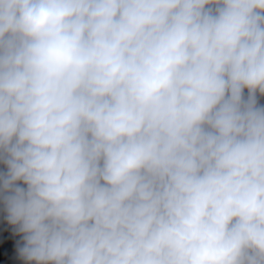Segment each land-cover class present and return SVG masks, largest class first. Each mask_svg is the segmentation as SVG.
I'll use <instances>...</instances> for the list:
<instances>
[{"label": "clouds", "instance_id": "9594fccd", "mask_svg": "<svg viewBox=\"0 0 264 264\" xmlns=\"http://www.w3.org/2000/svg\"><path fill=\"white\" fill-rule=\"evenodd\" d=\"M264 264V0H0V264Z\"/></svg>", "mask_w": 264, "mask_h": 264}, {"label": "trees", "instance_id": "16d2710c", "mask_svg": "<svg viewBox=\"0 0 264 264\" xmlns=\"http://www.w3.org/2000/svg\"><path fill=\"white\" fill-rule=\"evenodd\" d=\"M20 264H22V262H20Z\"/></svg>", "mask_w": 264, "mask_h": 264}]
</instances>
